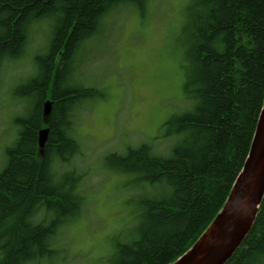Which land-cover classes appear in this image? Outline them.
<instances>
[{
  "label": "trees",
  "instance_id": "obj_1",
  "mask_svg": "<svg viewBox=\"0 0 264 264\" xmlns=\"http://www.w3.org/2000/svg\"><path fill=\"white\" fill-rule=\"evenodd\" d=\"M148 1L0 0V81L36 24L50 26L47 48L34 57L35 73L15 90L34 101L17 121L21 129L0 170V264L52 259L61 230L80 216L82 173L59 167L80 154L78 108L106 94L79 80L81 58L73 60L109 16L132 8L144 14ZM180 38L187 103L163 122L159 136L178 139L165 151L147 142L106 157L108 166L134 174V185L146 191L126 199L135 225L103 264L174 262L222 209L248 156L264 101V0H188ZM73 77L82 86L72 84ZM46 100L52 101L48 115ZM225 264H264V197Z\"/></svg>",
  "mask_w": 264,
  "mask_h": 264
},
{
  "label": "rangeland",
  "instance_id": "obj_2",
  "mask_svg": "<svg viewBox=\"0 0 264 264\" xmlns=\"http://www.w3.org/2000/svg\"><path fill=\"white\" fill-rule=\"evenodd\" d=\"M187 2L149 0L144 14L134 8L112 14L101 34L87 44L81 82L103 88L106 95L88 100L74 120L80 154L68 168L82 173L78 188L85 204L80 216L61 230L58 252L34 264H103L116 242L130 236L135 220L127 201L146 188L134 185V174L114 171L106 157L147 142L159 152L173 144L159 136L163 122L187 103L180 38ZM44 23L36 24L23 56L8 63L1 74L0 170L6 164V149L21 129L17 121L34 101L19 98L15 90L32 73L28 63L35 52L47 48L50 26Z\"/></svg>",
  "mask_w": 264,
  "mask_h": 264
},
{
  "label": "water",
  "instance_id": "obj_3",
  "mask_svg": "<svg viewBox=\"0 0 264 264\" xmlns=\"http://www.w3.org/2000/svg\"><path fill=\"white\" fill-rule=\"evenodd\" d=\"M52 101L43 105L44 115ZM48 128L39 132L46 142ZM264 197V101L248 156L222 209L195 243L171 264H225L253 226Z\"/></svg>",
  "mask_w": 264,
  "mask_h": 264
},
{
  "label": "bare ground",
  "instance_id": "obj_4",
  "mask_svg": "<svg viewBox=\"0 0 264 264\" xmlns=\"http://www.w3.org/2000/svg\"><path fill=\"white\" fill-rule=\"evenodd\" d=\"M47 31L46 32H49V30L48 29H46ZM28 44V42L26 43V45ZM84 44V43H83ZM83 44H81L80 46H79V48H78V50H77V52H76V57H75V59L73 60V65L75 64V62H76V59L77 60H79L80 58H81V56H82V53H84L83 51H84V49H85V47L87 46V43H86V45H84V48H83ZM26 45H25V48H24V51H25V49H26ZM44 50V46L42 47V49L41 50H38L37 52H35V54H34V56H33V59H34V57H35V55L37 54V53H39V52H42ZM82 50V51H81ZM24 53V52H23ZM22 56H23V54H22ZM21 56V57H22ZM20 57V58H21ZM19 58V59H20ZM19 59H16V60H19ZM32 59V61L31 62H29L28 63V66L30 67V68H32V73L29 75V74H27V75H29V76H27V80L25 79V81L24 82H27L29 79H30V77L35 73V71H36V66H35V68H34V60ZM16 60H12V61H9V62H7L6 63V65L8 64V63H11V62H14V61H16ZM6 65L4 66V68L6 67ZM4 68H3V70H4ZM3 70H2V72H1V74L3 73ZM79 80H81V79H79ZM79 80H77V77H73L72 79H70V82L73 84H76V85H78V86H82L81 85V83H79L78 81ZM168 139H170V140H176V139H178V137H177V135H175V134H171L169 137H168ZM71 163H69V161H62V163L60 164V167L59 168H62V169H65V168H67L69 165H70ZM160 190H161V188H160ZM40 263V262H39Z\"/></svg>",
  "mask_w": 264,
  "mask_h": 264
}]
</instances>
